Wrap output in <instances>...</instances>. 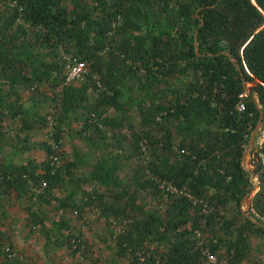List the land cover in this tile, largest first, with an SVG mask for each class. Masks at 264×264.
Segmentation results:
<instances>
[{"label": "trees", "instance_id": "trees-1", "mask_svg": "<svg viewBox=\"0 0 264 264\" xmlns=\"http://www.w3.org/2000/svg\"><path fill=\"white\" fill-rule=\"evenodd\" d=\"M172 1L5 0L6 7H0V19L5 10L7 26L26 24L31 44L52 56L45 63L10 54L0 25V79L10 87L27 83L32 69L38 81L54 80L60 74V62L74 58L86 63V78L102 87L99 103L118 106L126 79L142 82L141 71L156 79L187 74L177 85L153 89L158 95L149 97L147 107L137 113L139 121L128 125L133 157L128 163L130 189L115 176L121 167L115 161L93 167L83 183L75 186L79 190L69 194H80L70 203L76 210L83 211L88 204L112 220L116 254L128 264H210L205 251L215 253L220 242L201 235L218 221L210 217L211 206L215 204L217 210L236 200L240 207L246 186L251 189L242 207L264 224V145L252 151L262 154L252 173L241 165L251 131L260 118L264 122V0H176L175 6ZM150 8L151 14L165 16L167 24L150 23L146 13ZM172 9L176 11L173 19ZM141 20L146 23L144 33ZM56 85L65 114L91 110L86 86ZM242 94L248 100L244 110L238 111ZM16 96L10 101L0 98V140L4 110L12 121L23 122V139L29 133L24 127L32 121L24 117ZM193 101L197 108L189 106ZM195 114L210 118L213 127L190 125ZM180 118L186 121L182 130L190 136L186 142L183 136L176 141L172 128V121ZM160 146L163 152L178 150L180 161L174 167L154 159L145 161V152L154 156ZM57 160V150L50 145L39 162L29 158L16 164L0 159V195H50L62 178ZM248 174L257 180L255 185ZM147 198L160 203L154 209L145 208ZM191 213L199 218L192 219ZM219 220L231 235L223 242L229 263L241 264L249 254L244 236L264 233V228L241 209ZM65 227H69L66 222ZM4 249L11 251L9 246L0 247Z\"/></svg>", "mask_w": 264, "mask_h": 264}, {"label": "rangeland", "instance_id": "rangeland-1", "mask_svg": "<svg viewBox=\"0 0 264 264\" xmlns=\"http://www.w3.org/2000/svg\"><path fill=\"white\" fill-rule=\"evenodd\" d=\"M4 1H0L1 8L6 7ZM175 2L176 0H173L171 4L175 6ZM151 11L152 8L146 10L150 23L154 26L167 24L165 16L151 14ZM4 12L5 10L1 12L0 25H3L2 33H5L3 37L8 40L10 54L21 57L28 55L31 59L45 63L51 61L52 56L46 54L47 49L33 46L28 40L30 35L25 29L26 24L20 25L18 22L13 26H7ZM171 15L173 19L176 11L172 9ZM140 25L144 33L146 23L141 20ZM192 31L193 27H190L189 33ZM76 61L77 59L74 58L63 59L59 64L60 74L54 80L48 78L38 81L34 78L33 69L30 72V80L24 85L10 87L0 79V98L6 101L15 100L18 93L24 117L32 121L31 126L24 127V130L28 129L29 133L27 138L23 139V122L12 121L8 118L9 112L3 111L5 122L0 140V159L16 164L26 163L29 158L39 162L45 158V147L50 145L57 150V161L62 170V178L49 190L50 195L42 197L38 195H13L11 197L0 195V247L9 246L11 250H0V264H128L116 254L112 220L103 217L97 207H89L88 204L84 205L83 211L76 210L75 206H70V203L72 200L79 199L80 194L78 191L75 192V196L73 193L69 194L74 190H79L75 186L83 183L84 177L89 175L93 167L100 163L112 164L115 161L121 166L115 176L120 183L129 188L128 174L131 175L132 170L128 163L133 161V157L128 137L130 131L128 125L137 123L139 109L147 107L151 100L149 97L158 95L152 92L153 89L163 91L169 85H177L179 79H185L187 74L183 72L180 77H169L168 79L158 77L156 79V76H144V72L141 71L142 82L138 83L132 78L126 79L122 94L117 98L118 106H104L99 103L102 87L92 79L88 80L87 73L69 84L65 83L64 65ZM57 82L60 85L86 86L91 110L80 108L65 114ZM241 96L242 101L248 100L246 94ZM189 106L197 108L194 101ZM92 108L96 110L93 111ZM93 113H95L94 116L89 115ZM99 114L102 119L97 116ZM191 116L189 121H192L190 125L193 127L198 129L213 127L210 118L200 117L198 114ZM103 118H108L111 122H106ZM171 124L176 131L174 132L176 141L181 136L184 137L185 142L189 141L190 136L186 135L187 130H182L186 125L184 119L173 120ZM257 124L258 121L255 127ZM253 131L254 129L250 133L249 144ZM263 145L264 122L261 121L254 135L253 148L244 158L248 168H252L262 158L261 153L257 154L252 151ZM161 147L163 146H160L154 156H150L146 151L145 161L154 159L164 165L174 167L180 161V153L175 148L169 152H163ZM248 177L253 185L257 183L252 175L248 174ZM166 189L170 191L169 187ZM250 189L251 186H246L244 192L248 193ZM159 203L147 198L145 208L154 209ZM76 204L79 205L81 202ZM212 205L210 217L218 221H215L216 226L213 229L208 228L207 234L201 235L206 240L213 238L215 241L220 239V242H218L217 251L212 253L213 259L205 258L206 263L231 264L229 255L223 247V242L231 235L225 225L221 226L219 217L222 220L237 215L240 209L245 212L247 209L240 208L236 200L228 201L219 206L217 210L214 207L215 204ZM190 215L192 219L199 218L198 213ZM65 222L68 228L65 227ZM188 228L191 226L188 225ZM59 233H62V236H57ZM66 240L72 246L71 248L65 244ZM244 244L247 245L249 254L241 264H264V233L249 232L244 236ZM14 255L17 256L12 261Z\"/></svg>", "mask_w": 264, "mask_h": 264}, {"label": "built area", "instance_id": "built-area-1", "mask_svg": "<svg viewBox=\"0 0 264 264\" xmlns=\"http://www.w3.org/2000/svg\"><path fill=\"white\" fill-rule=\"evenodd\" d=\"M86 63L84 61H79L77 60L74 63H66L64 65V70H65V76H64V81L66 84H69L76 80L78 77L82 76L84 73H86ZM264 87V84H262ZM245 108V102L241 101L238 105V111H242ZM8 249V248H7ZM206 258L212 260L213 259V254L205 251Z\"/></svg>", "mask_w": 264, "mask_h": 264}, {"label": "water", "instance_id": "water-1", "mask_svg": "<svg viewBox=\"0 0 264 264\" xmlns=\"http://www.w3.org/2000/svg\"><path fill=\"white\" fill-rule=\"evenodd\" d=\"M196 50H197V49H196ZM233 63L239 68V65L236 63V61H235L234 59H233ZM261 121H262V119L260 118V119L258 120V124L256 125V127L254 128V131L252 132V135H251V143L249 144L248 149L244 151L243 156H242V161H241V165L244 167V169H246V170H250L251 173L253 172V170H252V168H248V167L245 165L244 158H245L246 154L249 152V150H250L251 148H253L254 135L256 134V132H257V130H258L260 124H261ZM247 196H248V193H246V195H245V196L243 197V199L241 200V202H240V208H242L243 201H244V199H245ZM242 214H243L244 216H249V218H250L254 223H256V224L262 226V228H264V224H262V223H260L259 221L255 220L254 217H253L252 215H250V212L242 211Z\"/></svg>", "mask_w": 264, "mask_h": 264}]
</instances>
